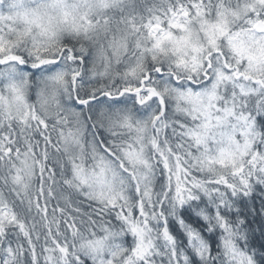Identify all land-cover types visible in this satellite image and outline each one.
Here are the masks:
<instances>
[{
  "label": "trees",
  "instance_id": "1",
  "mask_svg": "<svg viewBox=\"0 0 264 264\" xmlns=\"http://www.w3.org/2000/svg\"><path fill=\"white\" fill-rule=\"evenodd\" d=\"M27 1L0 0V35L15 30L14 26L21 27L20 21L11 18L21 20L23 15L15 12L29 6ZM92 1L88 0L86 8H77L78 13L87 14L83 18L75 13L66 19L59 15L51 18L60 25L56 23L57 31L48 40L32 42L20 33L24 37L15 41H23L24 47L19 51L22 61L18 69L24 75L19 82L20 93L10 90L9 82L0 80V264H264V84L257 107L243 94H237L239 107L231 110L236 122L230 118L215 125L207 133L208 138L200 133L193 136L205 119L194 110L191 114L185 112L187 101L176 97L182 92L184 98L193 99L209 92V56H198L190 66L185 58L163 59L142 46L158 40L157 48L161 50L164 44L160 46L159 42L178 32L176 17L181 12L205 22L220 10L223 14L238 13L243 1L118 0L102 7L99 0ZM21 3L26 4L21 7ZM44 13L50 18L52 10ZM257 19L253 12L239 19L229 33V42L249 44L258 38L254 28ZM96 26L106 31L100 33L94 29ZM117 28L126 29L127 39L121 48L117 46L118 56H109L107 62L98 60L94 68L96 49L106 48ZM40 49H44L42 58L47 62L53 58L55 64L51 61L38 71L27 63L33 61L30 54L36 59ZM221 51L215 53L217 63L211 72L222 73L225 68L221 63L230 66ZM137 58H142L141 62L127 75V66ZM66 60L69 64L65 65ZM248 63L239 64V68L246 67L242 75L248 73L247 77L253 76L256 85H261L264 64ZM174 79L187 85L178 86ZM47 84L51 85L49 90ZM142 88L153 91L147 104L140 103L143 98L136 101ZM50 94V107L45 110ZM229 95L224 90L225 100ZM10 106L19 110L21 120L9 117ZM102 106L107 110L128 108L127 112L150 116L145 124L138 121L133 128L128 127V132L121 125L107 128L97 121ZM254 114V125L244 139L241 130L248 128L243 124L245 119L239 117L246 115L247 126H251ZM143 125L148 126L153 139H158L162 152L173 153V158L180 161L181 179L168 175L153 158L154 152L149 156L143 152L152 166L149 173L143 174H148L144 190L148 200L139 193L134 196L133 187L127 194L128 206L118 204L117 197L109 198L108 203L91 199L85 190L87 185L76 174L82 173L87 164L65 156L66 138L71 140L78 134L84 152L95 148L99 156L113 159L133 144L137 129L146 131L141 130ZM88 140L95 147H90ZM242 141H247L250 148L246 156L242 154L247 150L241 148ZM28 151L34 153L38 163V174L33 178L16 170L18 159L22 161ZM220 153H241L243 160L229 170L218 160ZM165 158L161 156L162 161ZM247 165L248 176L241 181L235 172L244 171ZM125 167L123 170L132 176L130 167ZM110 170L122 178L118 167ZM179 182L186 189L183 194L177 191L175 183ZM126 207L132 213L129 227L135 224L147 231L146 244L150 245L138 255L132 249L135 236L120 221L119 214ZM114 243L119 244L117 249L111 248Z\"/></svg>",
  "mask_w": 264,
  "mask_h": 264
},
{
  "label": "rangeland",
  "instance_id": "2",
  "mask_svg": "<svg viewBox=\"0 0 264 264\" xmlns=\"http://www.w3.org/2000/svg\"><path fill=\"white\" fill-rule=\"evenodd\" d=\"M99 1L100 4L98 5L100 7L110 4L114 5L118 2V0ZM238 1H243L242 5H239L238 13L235 12L223 14V12L220 10L217 15L211 16L205 22L191 19L186 14H184V12H181L176 17L178 24V32L173 36H166V40L162 39L159 42L160 46L162 42L164 44V47H162L161 50H158L157 48L158 40L154 41V43L152 44L150 42H148L147 44H142L144 48L150 51L151 55L159 53V56L163 57V59L170 58V56H176L177 58L175 59L172 57L175 61L176 59L182 57L190 61V66L194 64L195 58H199L198 56H209V65H211L209 73H212V77L207 83L209 87V92H205L203 95H200L199 98L193 97V99L184 98L185 95L182 92L179 93L178 98L176 97L177 100L184 99L187 101V104L184 105L185 112L187 111V113L191 114L192 110H194L195 112H197L196 115L198 117H201V119H205L201 122L203 126H197L196 130L193 131V136L197 133H200L203 138L207 137V133H209L215 125H220V123L224 124V122L227 119L229 120L230 118L231 122H236L231 117V110L233 112V110L239 107L238 100H240V98L237 97V94H243L251 101V104H254L255 107L259 105L261 100V88L264 84V81L261 83V85H256V82L253 81V79L255 80L253 76L247 77L248 73H246V75H242L246 67L239 68V64L244 63V61L246 62V65L248 61H250L251 63H248L249 66L258 63L259 66L264 64V61H262L264 59V0ZM93 2L95 1L93 0L92 3ZM82 3H85L86 5L82 6ZM25 4L26 3H21L20 6H25ZM27 4L29 6L24 7V9L27 10L23 9L15 12L19 13V15H23L21 20H19L18 17L11 18L13 22L20 21L21 27L18 28L14 26L15 30H9L7 31V33H4L5 31H3V35H0V80H3L4 83L9 82V89L13 90L14 92L17 91V93H20L18 87L21 84L19 85V82L24 79V75L22 74L23 70L18 69V65L22 61V56L19 55V51L23 50L24 47L22 44L23 41L15 42L16 39L20 37L21 40V37L24 36H26L28 40L31 39L32 42L50 39V37L54 36L57 31L55 30L56 23L60 25L59 21H50L51 18H53L55 15H59L58 17L60 19H66L67 17H73L74 13L79 14V17L81 16L80 18H83L87 14L78 13L77 8H86L88 6V0H82V2L81 0H28ZM30 4H32L33 6L30 7ZM48 10H52L50 18L47 14L44 13ZM250 12H253L258 18L257 21H259L257 24L254 25V28L260 29L261 31L263 30L261 32L262 34H259L260 36H258L259 39L255 38L253 41L249 42V44L242 41L237 42L236 45H234V43H230L229 38L231 37L229 36V33L232 27L239 19H241L243 16ZM44 14L46 17L44 16ZM43 16L44 19L41 18ZM45 18H47V20H45ZM235 18L236 20L234 22L233 19ZM94 29L96 31L98 30L100 33L106 31L104 27L96 26L94 27ZM20 33L24 34V36L20 35ZM113 35L114 39L112 41H109L106 48L96 49L98 50V52L94 53V68L95 66L96 68L98 67V60L101 62H107L109 60V56L115 59L119 54V52L117 51V46L121 48L120 45L123 43L122 41L127 40L125 38L126 29L117 28L113 32ZM149 44L150 47H154L155 50L150 48ZM33 47L30 45L31 50L34 49ZM137 47L141 48V46L139 45H137ZM218 49L220 51L222 50L221 56L224 57L225 61L228 60L230 64L229 67H224V64L221 63L222 67L225 68L222 73L211 72L215 64L217 63V60L215 59L217 55L215 53H217ZM43 51L44 49H40V53H38L36 59L33 54H30L31 59L33 61L28 62L27 65L29 64V67L34 66V68L39 71L42 68L47 67V63H51V61L53 64H55L53 58L48 59V62L44 60V58H42ZM250 58L251 60H249ZM141 60L142 58L132 59L130 61L131 63L127 66V69L125 70L126 74L128 75L133 72L135 70V66L140 63ZM63 63L66 65L67 63L69 64V61H63ZM68 66L66 68H68ZM63 70L65 71L67 69ZM254 72L257 71L254 70ZM61 74L63 75L62 72ZM53 79L55 81L56 76L53 75ZM174 81H177V84L179 86L180 81L178 79H174ZM50 84H47L46 86L48 90L51 87ZM180 85L186 86L187 84L181 82ZM224 90L225 92L226 90L228 91V95L231 94L226 100L224 98ZM152 92V89L148 90L147 88H142L140 92L137 93L138 97L136 101H138L139 103L140 100L143 98L140 103L147 104V102H149L150 100L149 95L152 94ZM258 94H260V96H257ZM47 98L48 99L46 100L45 110H49V98H52V94L47 95ZM38 106L37 110L38 112H41V108L40 106ZM12 109V106H10V108L8 109V112L11 113L9 117L12 120L14 118L16 120H21L19 110ZM0 111H2V109H0ZM127 111H129L128 108L118 107L117 110H107L105 107L102 106L100 108V113L97 121L106 125L107 128L117 127L121 125L122 128H124L128 132V127L133 128L138 121H141L145 124V118H149L150 116V114L147 115L146 113L143 117H141L136 112L134 113L131 111ZM218 116H220V118ZM244 116L245 117L239 118L245 119L243 120V124L248 129L241 130V136L246 139L247 131L249 134L250 127H253L254 125L255 114L253 115V118H251V126H247L249 122L247 120L246 115ZM30 118L34 121H36L35 119H37L35 116H30ZM221 118L224 119L223 122H221ZM29 123L30 120L28 124ZM136 128L139 129V123ZM138 129L137 131H135V135L133 136V144L128 148H124V150L120 151L118 155H115L113 159L111 156H109V159L107 157L104 158L99 156L97 154L98 151L95 148L91 149L88 152H84V145L82 144L81 138L78 134H76L75 138L72 136L71 140L66 138L65 156H67L71 161H77L79 163L80 160L81 163L87 164L83 166V170L81 171L82 173H76L77 171L75 173L79 175V180L84 181V186L87 185V188L85 190H88L87 193L91 199L105 201L104 203H108V201L111 202L109 198L113 199L114 197H117L119 199L118 204L121 203L126 204L123 206H128L129 202L127 201V194L132 191L131 187H133L135 189L134 196L139 193L141 197H145V199L148 200L149 197L146 195V192H144L145 187L148 183V174H143L149 173L152 168V166L148 162V156L149 154H153V152L155 154L153 158L156 160L157 164L159 163L160 167L168 173V175H170L174 179H181L182 172H180V169L182 165L180 161H176L173 158V153H170V155L169 153L162 152L161 144L157 146L158 139L155 140L151 137L148 131V126L143 125L141 127V130L144 129L146 131L140 132ZM143 135L144 137H142ZM198 139L201 141V138ZM86 143L90 147H95L94 142L92 140H88ZM247 146V141L241 142L242 149L245 148L246 150ZM143 152L148 153L147 158L144 156ZM249 152L250 148L242 154L245 155V153L248 154ZM243 155H241V153L239 155L220 153L219 155H217V157L221 164L226 166L227 169L232 170L239 165V162L241 160H243ZM161 156L167 158L162 161ZM21 158L22 161L18 159V163L20 164V166L16 170L18 172L20 171L21 173H23L24 175H21L25 177L30 176V178H33L34 175H37L38 163L36 165L34 153L28 151L27 154H25ZM126 165L130 167L131 171H133L132 176L131 174L127 173L126 170H123L126 169ZM251 165L252 164H249V166ZM113 166L118 167L122 171L123 174L120 171L118 172L120 173V176H122L123 179L119 177V174H115L114 172H112V170H110V168L113 169ZM248 168L250 167H248L247 165L245 166L244 171H236L235 176H237V178L241 181H244V178L247 177L249 173ZM76 174L75 176L78 177ZM182 178L185 179L186 177L182 176ZM175 184H177L178 186V192H181L182 194L186 192V189L180 186V182ZM108 205H110V208H113L112 204ZM124 213H127V215H123ZM119 216H121L120 221L122 222V224L127 226L126 228H128L130 232H132V234L135 236V242L133 244L132 249H135L136 254L137 252L140 253L141 251L143 253L145 251V248L150 245L149 243L146 244L147 231L145 230V227H139L135 224L129 227L133 221L131 210L128 207H126V211L122 212V215L119 214ZM124 233L127 232L125 231ZM118 246L119 244L114 243L111 248L117 249ZM106 262L107 263L105 264H108V261Z\"/></svg>",
  "mask_w": 264,
  "mask_h": 264
},
{
  "label": "water",
  "instance_id": "3",
  "mask_svg": "<svg viewBox=\"0 0 264 264\" xmlns=\"http://www.w3.org/2000/svg\"><path fill=\"white\" fill-rule=\"evenodd\" d=\"M259 32V30H257Z\"/></svg>",
  "mask_w": 264,
  "mask_h": 264
},
{
  "label": "flooded vegetation",
  "instance_id": "4",
  "mask_svg": "<svg viewBox=\"0 0 264 264\" xmlns=\"http://www.w3.org/2000/svg\"><path fill=\"white\" fill-rule=\"evenodd\" d=\"M260 34H262V33H260Z\"/></svg>",
  "mask_w": 264,
  "mask_h": 264
}]
</instances>
